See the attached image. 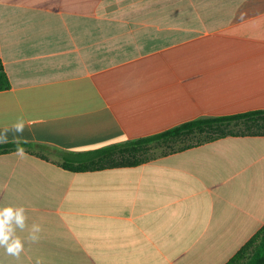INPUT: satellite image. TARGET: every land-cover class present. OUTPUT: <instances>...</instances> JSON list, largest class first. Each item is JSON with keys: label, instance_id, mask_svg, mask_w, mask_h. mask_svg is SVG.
Returning <instances> with one entry per match:
<instances>
[{"label": "crops", "instance_id": "crops-1", "mask_svg": "<svg viewBox=\"0 0 264 264\" xmlns=\"http://www.w3.org/2000/svg\"><path fill=\"white\" fill-rule=\"evenodd\" d=\"M222 73L199 74L204 51ZM199 52H201L199 54ZM0 207L23 206L0 264H226L264 226V134L154 145L135 167L71 172L89 152L204 117L264 110V0H0Z\"/></svg>", "mask_w": 264, "mask_h": 264}, {"label": "trees", "instance_id": "trees-1", "mask_svg": "<svg viewBox=\"0 0 264 264\" xmlns=\"http://www.w3.org/2000/svg\"><path fill=\"white\" fill-rule=\"evenodd\" d=\"M10 88V81L5 72L2 60L0 59V91ZM233 124L260 125L264 126V110L251 111L235 115L204 117L186 122L163 133L132 140L120 145L105 147L89 152H65L57 151L62 161V167L71 172L101 171L115 168L135 167L148 160L145 155L150 153L151 147L162 142H168L181 137L193 134L218 132V137L210 141L235 136L224 133L222 128ZM245 134L250 136L263 135ZM16 143L0 145V155L16 151ZM25 151L33 150V145L24 143ZM42 148L45 146H37ZM146 152V153H144ZM144 153V154H143ZM226 264H264V226L249 240L237 254Z\"/></svg>", "mask_w": 264, "mask_h": 264}, {"label": "clouds", "instance_id": "clouds-1", "mask_svg": "<svg viewBox=\"0 0 264 264\" xmlns=\"http://www.w3.org/2000/svg\"><path fill=\"white\" fill-rule=\"evenodd\" d=\"M25 126V121L22 118H18L10 128H6L0 133V143L8 142L6 133L9 130L22 134ZM14 142L17 145L16 154L19 156L25 155L23 144L27 143V140L19 136L14 138ZM26 222V209L23 206L8 205L0 207V248L4 249L7 255L18 259L24 250V240L17 235L18 229L21 232L28 230V241H38V234L41 232L40 225L34 223L29 229Z\"/></svg>", "mask_w": 264, "mask_h": 264}, {"label": "rangeland", "instance_id": "rangeland-1", "mask_svg": "<svg viewBox=\"0 0 264 264\" xmlns=\"http://www.w3.org/2000/svg\"><path fill=\"white\" fill-rule=\"evenodd\" d=\"M217 46L215 45V49L204 51V52H199L200 57H199V74H214V73H222V67L220 65V62L225 58L227 52L223 51L221 49H216ZM222 131L231 135L235 136H241L245 134H257V133H262L264 132V126L263 129H260V125L254 126V125H245V124H233L228 127L222 128ZM213 133H203V134H197V140L198 143H204L207 141H210L211 139L217 138L218 137V132ZM229 137V136H228ZM154 147H151L150 153L149 152H144L148 156L152 154H156L157 151L153 150ZM34 151H37L38 153L42 154H47V155H52V156H58L57 151H55L52 148H36Z\"/></svg>", "mask_w": 264, "mask_h": 264}]
</instances>
